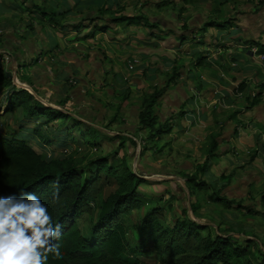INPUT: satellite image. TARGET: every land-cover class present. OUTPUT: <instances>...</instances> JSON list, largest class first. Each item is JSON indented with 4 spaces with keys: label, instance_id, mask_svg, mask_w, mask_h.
Wrapping results in <instances>:
<instances>
[{
    "label": "crops",
    "instance_id": "crops-1",
    "mask_svg": "<svg viewBox=\"0 0 264 264\" xmlns=\"http://www.w3.org/2000/svg\"><path fill=\"white\" fill-rule=\"evenodd\" d=\"M41 9L54 12V23ZM121 16L137 20H115ZM18 26H25L20 35ZM256 42L264 45V0H0V61L5 54L11 61L0 62V73H9L15 87L0 89V132L26 139L33 148L40 141L33 128L47 135L46 128L62 122L42 125V118L28 119L21 108L5 114L12 91L24 89L75 120L69 131L75 141L89 137L109 160L123 158L146 181L138 188L142 196L141 186H156L159 195L152 198L163 217L165 208L173 221L193 220L192 204L196 223L250 242L255 261L264 264V222L253 226L255 233L245 226L264 219V68L249 49ZM12 48L19 50L16 55L9 53ZM133 59L138 63L129 69ZM50 64L57 84L66 78L64 89L75 92L73 113L51 97L53 90L41 86L39 92L15 79L25 67L34 76ZM155 89H163L152 106L156 123L141 129L143 98ZM62 129L49 136L57 141ZM155 129L160 132L153 134ZM205 161L199 178L215 184V191L201 202L197 194L203 189L195 186L189 190L192 201L186 194L188 203L180 206L170 185L184 179L188 188L183 175ZM214 194L234 202L226 208L212 201Z\"/></svg>",
    "mask_w": 264,
    "mask_h": 264
},
{
    "label": "trees",
    "instance_id": "trees-1",
    "mask_svg": "<svg viewBox=\"0 0 264 264\" xmlns=\"http://www.w3.org/2000/svg\"><path fill=\"white\" fill-rule=\"evenodd\" d=\"M54 21V12L41 9ZM115 20L133 22L136 16H121ZM54 23V22H53ZM56 24V23H55ZM154 26L150 24V26ZM260 52L264 45L255 43ZM15 88L11 75L0 73V89ZM163 89L154 90L143 98L138 118L141 129H153L156 117L152 106L161 96ZM5 114L21 108L30 119L42 118V125L71 120L62 129L63 137L58 146L67 148L69 131L76 124L73 118L59 110L45 107L24 89H14L10 94ZM153 131V130H152ZM33 132L43 143L50 144V136L39 128ZM160 132L155 129L153 134ZM84 134V133H83ZM85 143H95L85 138ZM215 147L213 142L211 149ZM207 167L205 161L192 175H186L189 190L202 187L199 178ZM58 181V195L53 202L52 185ZM146 181L131 171L124 159L117 163L114 157L96 156L81 165L74 158L56 157L45 159L33 149L28 140L0 132V196H20L21 192L35 194L47 202L54 223L63 225L62 234L54 243L60 244L61 257L49 256L48 264H139L122 257L126 253V232L122 223L130 209L139 207L142 194L138 191ZM213 202L228 208L234 202L227 197L214 194ZM264 198V194H263ZM93 203L98 210L97 218L88 235L84 234L79 222L84 216L94 214ZM193 214L196 209L191 204ZM162 208L153 205L142 220L141 235L152 240L158 255L157 264H254L256 253L250 242L239 243L231 236L216 234L213 228L187 218H176L172 225H164ZM258 263V262H257ZM260 264V263H258Z\"/></svg>",
    "mask_w": 264,
    "mask_h": 264
},
{
    "label": "rangeland",
    "instance_id": "rangeland-1",
    "mask_svg": "<svg viewBox=\"0 0 264 264\" xmlns=\"http://www.w3.org/2000/svg\"><path fill=\"white\" fill-rule=\"evenodd\" d=\"M37 14H39V11H37ZM36 21H37V17H36ZM145 24L147 25V27H149L151 29L155 28L152 25L150 26L151 23H148L146 21H145ZM35 27H37V25ZM24 28H25V26L16 27V29H15L16 33L15 34H17V35H20V33L22 34V31ZM39 36L41 38L44 37L42 33H40ZM51 45H50V47H51ZM15 49L16 48H12V52H9V53L16 55L19 50L18 49L15 50ZM10 62L11 61L8 60L4 65L7 66V64H9ZM4 65H3V67H4ZM0 66H2V65L0 64ZM52 66H53V64L46 66L45 71H43V70L40 71V73H42V74H39V73L36 74L35 72H38L36 70L34 72L35 73L34 76H33L32 68L25 67L23 74H20V76H19L20 79L17 77V75L15 76L16 77L15 79L18 82L20 80L21 81H27L28 83L31 82L29 84L32 86L34 85L35 86L34 89L36 91H39V92H42L41 88H37V87H41V86L44 87V91H47L49 89L53 90V92H51L52 94H50L51 97L54 98L55 100H57L58 102H60L62 108L64 105H66L67 108L66 109L63 108L65 111L73 113V108H75V92L73 91V93H72L71 90H69V89L65 90L64 89L65 83L67 82L66 78L61 79L60 81H58L59 84H57L55 77H53V75L48 73V72L53 71L54 67H52ZM13 78H14V76H13ZM33 78L35 80V84L33 83ZM30 79L32 81H30ZM20 83L22 84V86H24V83H22V82H20ZM68 99H70V100L68 101ZM73 103H74V106L72 107ZM0 111H1V108H0ZM18 118L19 117H16V119L12 118V120L19 121ZM1 120H3V119H1ZM65 123H66V121L65 122H59V123H57L51 127L46 128V134L52 135V133H54L55 129L64 128L66 125ZM69 125H71L70 122H69ZM15 128L16 127L12 128L11 130H9V132H11ZM85 132H86L85 136H87L88 130H86ZM73 135H74L73 137H70L69 140H67V141H69V144H67L68 145L67 148L58 146V144H57L58 140L56 141L54 137L49 138V140H52V142H50V144L43 143L42 140H40L39 142H36V144L33 143L32 146L37 152L42 154L45 159L69 156V157L74 158V160L76 159V161L79 162L81 165H84L86 162L93 160L97 155L98 156H104V157L109 156V155H106L104 153V152H106L104 149H97V147L95 146L96 147L95 148L96 150H95V149H93L94 145H92V147H88V146H91V144L85 143V140H83V141L80 140V142L75 141L76 140L75 139V132H73ZM86 138L89 140V137H86ZM96 145H99V144H96ZM104 145H106L105 142H104ZM78 147H81L82 150L79 151ZM102 148H105V147L102 146ZM120 159L121 158H119V160ZM116 162L119 163L118 160H116ZM187 175L189 176V174H187ZM195 175H196V173H195ZM183 176H186V175L184 174ZM179 183L182 185L185 192L182 190V187L179 186ZM210 184H211V186H207V184H205L204 186L200 187L203 189V190L201 189L202 194L200 195V193H198L197 195H198V197H201V202L203 201V197H205L208 193L215 191L214 190L215 184H213L212 182H210ZM170 186H171V188L169 187V191L171 190V194L173 195L174 198L177 196V199L180 201V206H183V205L185 206V204L187 205L188 201L186 198V194H188L189 200L192 201L191 197H190L191 195H190L189 189L186 187L184 179L179 180V181L175 182V184H171ZM164 187L165 186H163V185L159 186V184H158L157 188L161 191H164V189H165ZM155 188H156V186H150V187L146 186V185L141 186L140 190L142 192H144L145 195L142 196L139 207H134V208L130 209L129 212L124 217H122V223H123L124 228H125L126 241H127L126 253L123 254L122 257H124L125 259H127L129 261L137 260L139 262V264H157L159 262L158 255L154 251V245H153L152 240L149 239L148 237L141 235L142 220L144 218V215L146 213L150 212V210L153 208V205L156 203V200L153 199L152 197L155 198V195H159V193L155 190ZM260 191L261 190H256L257 193H259ZM262 191H264V189H262ZM226 193L231 195L229 190H227L225 192V194ZM161 195H163V194H161ZM179 197H180V199H179ZM194 199H195V197L193 198V201H194ZM95 205H96V203H93L94 208H95ZM204 207L205 206H203V208H202L203 211H207V209ZM262 209H264V206ZM191 212L189 213V215L193 219V216H192L193 213H191ZM97 213H98V210H96V208H95L93 215H91V216L87 215V216H84L81 218L79 224L82 227L85 235L86 234L88 235V231L91 230L92 225L97 218ZM163 213H164V218H165L164 225L165 224L172 225L173 219L171 220L169 215L166 214L165 208L163 209ZM226 215L229 218L232 217L230 214H226ZM244 220H246V219H244ZM252 220H251L252 224H246L245 226L252 227L253 233H255V231H254L255 228L253 226L254 225L258 226V224L263 223L264 219L262 218L260 220V218H259V219H252ZM245 226L241 227L242 232H244ZM225 230H230V229L225 228Z\"/></svg>",
    "mask_w": 264,
    "mask_h": 264
},
{
    "label": "clouds",
    "instance_id": "clouds-1",
    "mask_svg": "<svg viewBox=\"0 0 264 264\" xmlns=\"http://www.w3.org/2000/svg\"><path fill=\"white\" fill-rule=\"evenodd\" d=\"M52 187L53 202L59 189ZM63 225L54 223L47 202L35 194L0 196V264H48L49 256L60 258Z\"/></svg>",
    "mask_w": 264,
    "mask_h": 264
},
{
    "label": "built area",
    "instance_id": "built-area-1",
    "mask_svg": "<svg viewBox=\"0 0 264 264\" xmlns=\"http://www.w3.org/2000/svg\"><path fill=\"white\" fill-rule=\"evenodd\" d=\"M249 49H250V52H251L252 54H254V56H255L256 58H258V61L261 63L262 67L264 68V52H260V51L258 50V47H257L256 45H252V46H250ZM8 60H10V57H9L8 54H5L4 57H3V59H2L0 62L6 63ZM137 63H138V59H133V60L128 64V68H129V69H132V68L135 66V64H137Z\"/></svg>",
    "mask_w": 264,
    "mask_h": 264
},
{
    "label": "water",
    "instance_id": "water-1",
    "mask_svg": "<svg viewBox=\"0 0 264 264\" xmlns=\"http://www.w3.org/2000/svg\"><path fill=\"white\" fill-rule=\"evenodd\" d=\"M194 219V221H197V220H195V218H193Z\"/></svg>",
    "mask_w": 264,
    "mask_h": 264
}]
</instances>
